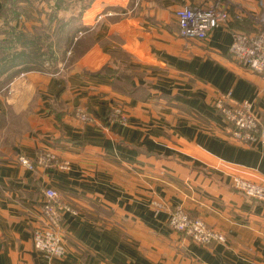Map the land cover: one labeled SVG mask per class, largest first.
<instances>
[{"label":"crops","instance_id":"0c3cea01","mask_svg":"<svg viewBox=\"0 0 264 264\" xmlns=\"http://www.w3.org/2000/svg\"><path fill=\"white\" fill-rule=\"evenodd\" d=\"M213 1L91 0L71 62L0 89V264H264V203L231 185L264 184V142L232 138L217 106L246 101L264 127V74L229 52L233 30H258L264 0H224L225 23L182 38L176 10ZM46 189L61 258L33 247ZM178 207L225 241L171 229Z\"/></svg>","mask_w":264,"mask_h":264},{"label":"built area","instance_id":"2783aa9c","mask_svg":"<svg viewBox=\"0 0 264 264\" xmlns=\"http://www.w3.org/2000/svg\"><path fill=\"white\" fill-rule=\"evenodd\" d=\"M224 0H214L207 7L183 6L176 10L179 35L185 39L204 40L228 18V10L222 3ZM258 30L247 33L239 30L231 32L229 52L233 60L241 67L257 74H264V15L257 18ZM225 121L232 123L234 129L231 137L242 143L255 141L264 142V127L257 116L251 111L250 104L246 101L224 105L218 102ZM81 120L90 118L80 113ZM50 156L42 157L44 162ZM18 162L28 168L33 165L23 156L18 157ZM232 187L256 202L264 203V184L251 181L239 176L232 178ZM45 200L41 205L42 224L33 232V247L47 258H61L64 253V243L60 237L61 218L57 211V193L53 189L44 191ZM169 227L183 233L192 242L201 246L211 243H222L224 235L207 226L201 219L189 216L181 208L173 210L167 218Z\"/></svg>","mask_w":264,"mask_h":264},{"label":"trees","instance_id":"16d2710c","mask_svg":"<svg viewBox=\"0 0 264 264\" xmlns=\"http://www.w3.org/2000/svg\"><path fill=\"white\" fill-rule=\"evenodd\" d=\"M90 1L91 0H71L70 3L69 0H0V49H3L1 52H8L1 54L4 56L0 58V89L7 86L14 77L21 73L29 71H50L53 69L58 61L61 60H55L57 58L51 56L50 60H52V64L51 68L48 69L46 62L49 58L44 57V52L39 50L41 46L45 47L42 40L44 41L45 37L48 36H55L61 39L66 38V40H68L67 51H70L72 47L71 43H73L77 39L79 33L83 32L85 29L79 23L77 16H79L83 9L91 3ZM34 2H45L53 7L51 11L52 16L48 19V23L51 26L50 32H45L43 29L47 27L43 25L40 26V24L38 26L31 25L30 29L25 28L26 30L16 25L19 18L23 17L22 14H29L31 10L30 7L34 5ZM64 2L68 5L67 10H71V14L67 16L66 20H63V18L59 16V14L63 15L59 11V8L60 3ZM70 4L71 9L69 7ZM74 14L76 16H74ZM25 17L27 18V16ZM41 20V18L37 19L39 23ZM2 25L4 27H2ZM33 29H35V35H31ZM40 30H42L44 34L41 33ZM16 43H19V45L21 43L22 46L8 48ZM28 45L31 46V51L29 52L25 49ZM50 46L52 47V44H50ZM1 60H4V63H1ZM67 61L71 62V57L67 59ZM228 124L234 129L232 123Z\"/></svg>","mask_w":264,"mask_h":264},{"label":"rangeland","instance_id":"374dc122","mask_svg":"<svg viewBox=\"0 0 264 264\" xmlns=\"http://www.w3.org/2000/svg\"><path fill=\"white\" fill-rule=\"evenodd\" d=\"M69 2L71 3V0H69ZM67 7L68 5H66V2L64 3H60V8H59V11L61 12V14L63 15H60V17L63 18V20H66L67 16L71 14V10H67ZM70 9H71V4H70ZM30 11H29V14L28 15H25V14H22L23 17H20L19 18V21L16 22V25L24 30H26L25 28H29L30 29V26L33 25H43L45 27H47L46 29H43L45 32H50L51 30V26L50 24L48 23V19L51 18L52 14H51V11L53 10V7H51L50 4H46L45 2H34V5L32 7H30ZM27 16V18L25 17ZM36 18V19H35ZM38 18H41L42 20L40 21H37ZM36 20V21H35ZM21 22V24L19 23ZM62 23V22H61ZM49 24V25H48ZM41 33L44 34V32L42 30H40ZM35 35V29H33V31L31 32V35ZM30 36V35H29ZM65 36V35H64ZM45 37V36H44ZM67 41L66 38L64 39H61V38H57L55 36L53 37H45V40L43 42V46H41L39 48V50L41 52H44V57H48L49 60L46 62L47 65H48V69L51 68V62L52 60L51 59V56H55L57 59L55 60H61V61H58V63L56 64V66L54 67L55 69H57L58 65H67V63H69V61L67 62V59H69L71 57V54L70 51H67L68 50V47H67ZM50 44H52V48L50 46ZM16 46H22L21 43L19 45V43H16L14 45H12L11 47H8V48H15ZM6 48H7V44H6ZM51 48V49H50ZM26 51L29 52L31 51V46L28 45L26 46ZM3 49H0V58H3L4 55H1V54H4V53H8L7 51L6 52H1ZM52 50V51H51ZM35 52V51H34ZM57 62V61H56ZM1 63H4V60H1ZM29 72H33V71H29ZM35 72V71H34ZM41 72H48V71H41ZM28 72H24V73H21L19 75H17L16 77H14L11 82L16 79L17 77H20L21 75H24ZM10 82V83H11ZM9 83V84H10ZM8 84V85H9ZM6 87V86H5ZM4 87V88H5ZM3 89V88H2ZM244 102V101H243ZM228 106V105H227ZM229 123V122H228ZM175 210V209H174ZM172 212V211H171ZM170 212V213H171ZM180 233V232H179ZM183 234V233H182Z\"/></svg>","mask_w":264,"mask_h":264}]
</instances>
